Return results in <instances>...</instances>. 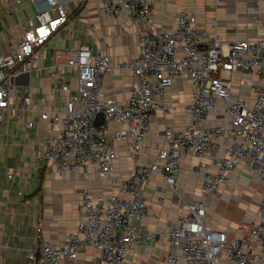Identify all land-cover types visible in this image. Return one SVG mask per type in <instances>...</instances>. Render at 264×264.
<instances>
[{
  "label": "built area",
  "instance_id": "1",
  "mask_svg": "<svg viewBox=\"0 0 264 264\" xmlns=\"http://www.w3.org/2000/svg\"><path fill=\"white\" fill-rule=\"evenodd\" d=\"M34 4L35 24L23 27L15 49L0 53V122L14 114L17 77L41 71L48 40L69 22L68 2L97 3L108 18L123 15L139 27L138 53L117 66L132 70V85L125 102L102 98V79L113 67L109 57L93 55L87 45L55 50L52 68L60 72L55 89L67 94L60 110H39L46 123L41 159L57 172L79 171L91 164L99 179L118 183L116 192L92 196L78 192L82 217L61 244L40 241L28 250L32 264H61L87 248L97 252L96 264H123L126 253L162 235L148 232L142 222L153 217L143 187L152 174L175 191L183 171L182 157L190 153L199 160L193 170L199 177L201 197L185 203V211L165 236L171 246L164 264H264V193L257 203L256 221L236 223L235 235L206 223L204 199L218 191L230 174L243 167L264 187V20L253 25L261 34L242 40H222L214 31L198 26L197 17L177 12L172 28L155 24L152 7L160 0H29ZM168 1V0H165ZM220 3L223 0H215ZM76 72L75 85L65 74ZM247 79H233V72ZM185 79L190 101L183 108L187 121L174 129L164 127L160 149L151 156L146 144L154 112L169 114L164 102L174 79ZM247 89L246 97L236 93ZM21 109L34 111L30 92L21 96ZM115 139L130 138L134 162L126 178L116 176L115 149L108 135L112 124ZM27 127L33 126L27 120ZM145 159V161L143 160ZM208 159L207 166L203 160ZM143 160V161H142ZM8 178H12L9 173ZM264 191V189H263Z\"/></svg>",
  "mask_w": 264,
  "mask_h": 264
},
{
  "label": "crops",
  "instance_id": "2",
  "mask_svg": "<svg viewBox=\"0 0 264 264\" xmlns=\"http://www.w3.org/2000/svg\"><path fill=\"white\" fill-rule=\"evenodd\" d=\"M69 22L53 33L48 40L45 59L39 65L41 71H33L17 77V91L13 97L12 115H5L0 122V264H32L28 250L40 241L61 244L74 231L82 217L78 192L87 189L92 196L116 192L118 183L99 179L96 169L88 164L79 171L60 173L42 160L43 132L46 126L38 116L39 110H60L67 94L55 89L54 79L60 72L52 68L55 50L87 45L93 55L105 54L113 70L105 74L102 82V98L125 102L132 81V70L117 66L136 56L139 27L123 15L108 18L101 14L97 3L68 2ZM183 10L196 15L198 26L214 31L226 40L254 38L261 34L253 25V18L260 14L264 20V0H160L152 7L155 24L172 28L177 12ZM35 8L29 0H0V53L15 49L21 39L23 27L35 24ZM233 79H247L245 72L234 71ZM76 72L65 74L74 86ZM30 92L32 111L21 109V96ZM253 97L243 88L238 92ZM190 86L185 79H174L164 102L172 106L169 114L159 111L151 116L146 144L151 147V156L160 149L164 127L180 129L187 121L183 106L190 101ZM33 121L27 127V120ZM123 129L112 124L108 139L115 149L116 176L126 178L134 162L129 154L130 138L115 139L113 131ZM145 161V159H143ZM142 160V161H143ZM183 171L175 191L162 184L157 174L149 177L143 187L149 210L153 217L142 222L148 232L165 234L184 212L185 203L201 197L199 177L193 168L199 162L190 153L182 157ZM208 159L203 160L207 166ZM12 178H8V174ZM264 187L258 178L243 167L230 174L228 181L218 191L204 199L207 210L206 223L212 228L227 232L232 238L236 223L248 219L256 221L257 203L263 196ZM159 235L148 244L130 249L123 264H164L165 255L171 246L165 236ZM97 252L91 248L81 250L75 258L61 264H96Z\"/></svg>",
  "mask_w": 264,
  "mask_h": 264
}]
</instances>
